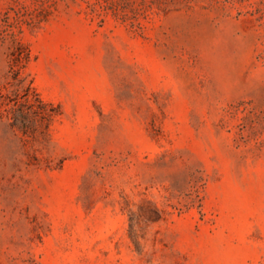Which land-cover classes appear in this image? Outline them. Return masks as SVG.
Returning a JSON list of instances; mask_svg holds the SVG:
<instances>
[{
    "label": "rangeland",
    "instance_id": "rangeland-1",
    "mask_svg": "<svg viewBox=\"0 0 264 264\" xmlns=\"http://www.w3.org/2000/svg\"><path fill=\"white\" fill-rule=\"evenodd\" d=\"M0 264H264V0H0Z\"/></svg>",
    "mask_w": 264,
    "mask_h": 264
},
{
    "label": "trees",
    "instance_id": "trees-1",
    "mask_svg": "<svg viewBox=\"0 0 264 264\" xmlns=\"http://www.w3.org/2000/svg\"><path fill=\"white\" fill-rule=\"evenodd\" d=\"M26 96L28 95V92L26 91V94H25ZM36 101L38 102V104L40 105V106H45L46 104H44L38 97L36 98ZM42 119H48L49 118V115L48 114H42V117H41Z\"/></svg>",
    "mask_w": 264,
    "mask_h": 264
}]
</instances>
